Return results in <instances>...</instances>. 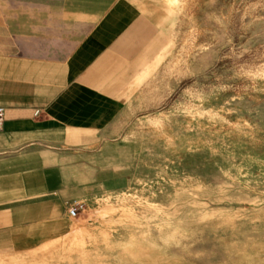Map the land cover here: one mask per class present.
I'll return each mask as SVG.
<instances>
[{
  "label": "rangeland",
  "instance_id": "1",
  "mask_svg": "<svg viewBox=\"0 0 264 264\" xmlns=\"http://www.w3.org/2000/svg\"><path fill=\"white\" fill-rule=\"evenodd\" d=\"M140 4L161 49L133 102L63 132L78 216L0 264H264V0ZM18 50L19 0H0V52Z\"/></svg>",
  "mask_w": 264,
  "mask_h": 264
},
{
  "label": "crops",
  "instance_id": "2",
  "mask_svg": "<svg viewBox=\"0 0 264 264\" xmlns=\"http://www.w3.org/2000/svg\"><path fill=\"white\" fill-rule=\"evenodd\" d=\"M142 1L19 0V50L0 52V251L72 218L87 180L62 163L63 132L104 133L133 102L161 49Z\"/></svg>",
  "mask_w": 264,
  "mask_h": 264
},
{
  "label": "built area",
  "instance_id": "3",
  "mask_svg": "<svg viewBox=\"0 0 264 264\" xmlns=\"http://www.w3.org/2000/svg\"><path fill=\"white\" fill-rule=\"evenodd\" d=\"M4 119H5V108L3 106H0V130H2ZM81 208H82V204L75 202L69 208L68 214L74 218L78 216Z\"/></svg>",
  "mask_w": 264,
  "mask_h": 264
}]
</instances>
